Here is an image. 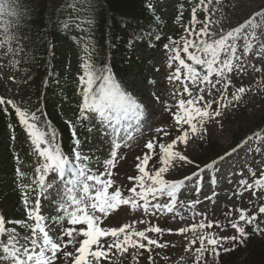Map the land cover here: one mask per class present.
<instances>
[{
  "label": "snow or ice",
  "instance_id": "snow-or-ice-1",
  "mask_svg": "<svg viewBox=\"0 0 264 264\" xmlns=\"http://www.w3.org/2000/svg\"><path fill=\"white\" fill-rule=\"evenodd\" d=\"M220 2L221 0H216L217 4ZM211 3L212 0H207V4L205 0H199V4L191 10V27L184 28L187 35L181 36L179 40L169 37V43L163 46L169 53L167 66L172 68L174 63L176 65L168 80L170 83L179 81L183 85L180 95L186 94L188 98L178 99L174 112L171 108H166L172 113L177 134L171 142L159 144V167L153 165L154 171L146 168L156 145L151 140L146 143L149 154L143 155L142 159L137 158L140 160L136 165L139 175L128 177L136 182V186L127 190L130 195L125 196L120 187L113 188L111 169L116 166L117 150L122 147V142L127 144L132 140V130L139 128L144 120V108L113 80L107 66L97 68L89 55L81 64L83 72L78 77L82 88L78 120L89 121L87 130L91 132V120L95 119L103 134L112 138L110 158L104 161L105 172L99 175L89 166L90 157L82 152L81 141L76 137L75 131V144L69 155L62 150L55 133H48L39 127L40 118L35 112L22 111L11 99L0 97V106H11L15 111L19 123L30 137L33 152L39 158L35 168L36 178L31 179L29 184L22 185L35 193V202L29 206L28 193L25 192L26 219L6 221L0 214V264H103L105 260H110L109 254L113 248L121 255L128 252L129 248L135 249L134 256L142 255L139 250L145 249L149 252V264H154L151 255L153 246L158 249L168 247L167 243H161L148 233H155L159 237L165 232L171 234L173 230L152 225L147 217H155L164 212L173 213L176 208L178 193L184 181L166 179L165 176L170 170L195 164L178 146L183 145L186 148L193 138L203 140L207 133L205 125L216 121L223 114L221 109H227L232 102H238L246 92L251 91L250 88L237 87L231 94V101L223 102L228 100L225 94L232 85L229 74L233 73L234 69L243 71L244 65L250 63L244 57L252 52L257 44L259 47L254 55L261 57L264 62V40H261L264 36V8L257 10L250 18L231 30L225 31L221 26L217 31L212 25L219 24L218 20L210 21L207 16L203 22L197 20V9L204 6L203 10L207 12V5ZM81 4L85 14L81 15L80 24L90 26L94 22V4L92 0H81ZM73 7L75 11L81 12L75 5ZM18 15L15 0H0V23H3L6 16ZM201 23L203 26L197 28V24ZM64 26L67 28V23ZM79 26L78 24L77 27ZM257 30H260L259 34ZM0 32L3 34L0 37V49H4L5 54L15 55L20 49L12 47L13 40H18V37L10 34V24H5ZM155 39L158 41L161 36L155 35ZM241 48L242 53L239 51ZM84 50L88 52L87 47ZM255 71L261 72L262 69L256 67ZM213 77L216 79L213 80ZM217 85L223 86L220 100H206L204 94L212 97L211 89H215ZM196 89L198 91L194 94ZM213 104H217V107L213 108ZM4 111L7 115V107H4ZM69 123L75 129V124ZM122 132L124 135H121ZM157 132L169 135L161 128H158ZM216 163L214 160L206 167H213ZM196 167L200 168L198 164ZM17 173L25 175L20 169H17ZM50 174L55 175L49 181ZM105 175L107 179L103 178ZM251 175L254 177L253 182L242 180L240 186L244 191L253 190L252 194L256 195V191L264 190V171L259 178H256V172ZM33 185L36 186L35 189L32 188ZM110 188L113 189L111 192ZM236 195H243V192ZM165 196L169 199L161 202V197ZM41 197L54 204L55 215L42 214ZM121 205H128L133 211L142 209L143 218L120 227H101L103 219ZM235 211L239 215L237 219L229 220L231 228L235 230V234L230 236H219L215 232L205 231L213 227L223 231L224 227L219 221L209 220L204 213H196L203 216L199 222L175 230L176 234L188 240L185 251L194 255V264H210L205 254L218 258L220 250L226 253L233 251L236 244L243 245L252 233L264 234V227H261L264 219H260L264 216V205L258 208L257 213L251 215L246 209L237 208ZM224 215L232 217L233 210L229 209ZM240 222H243V225ZM136 223L148 226L138 230L135 228ZM6 224L14 226L6 227ZM53 225L59 227V232ZM249 225L252 227V233L246 231V226ZM16 226L23 229L24 234H21ZM189 232L192 234L190 237L185 235ZM109 237L111 239H108ZM197 243L199 246L193 250L192 246ZM163 258L168 259L167 256ZM216 264H219L218 259Z\"/></svg>",
  "mask_w": 264,
  "mask_h": 264
},
{
  "label": "rangeland",
  "instance_id": "rangeland-1",
  "mask_svg": "<svg viewBox=\"0 0 264 264\" xmlns=\"http://www.w3.org/2000/svg\"><path fill=\"white\" fill-rule=\"evenodd\" d=\"M205 3L207 4V0H205ZM198 4L199 0H158L154 5V9L158 13H162L163 18L168 20L174 15L178 6L184 5L187 9L186 16L180 23L177 38L174 39L179 40L181 36L187 35L184 28L191 27V10ZM203 7L197 9V20L203 22L205 16L210 21L218 20L219 24L212 25V28L219 31V28L223 26L224 30L227 31L239 26L257 10L264 8V0H221L219 4L216 3V0H212V3L207 5V12L203 10ZM256 19L259 23V18ZM202 26V23L197 24V28ZM259 31L257 30L258 34ZM261 40H264V36L261 37ZM239 43L243 44L244 42L239 41ZM258 47L257 44L254 46L253 51L244 57L250 63L244 65L243 71L234 69L233 73L229 74L232 85L225 94L228 100L223 102L231 101V94L237 87L243 86L250 88L251 91L246 92L238 102H232L227 109H221L223 114L216 121L205 125L207 133L203 140L193 138L186 148L183 145L178 146L184 154L195 161V164L170 170L165 176L166 179L184 181L178 193L174 212L158 213L155 217H147L150 224L165 230H173L171 234L165 232L159 237L155 233H148L149 236L159 239L161 243L168 244L166 249H158L153 246L154 251L151 255L154 264H194V255L185 251L188 240L176 234L175 230L203 219V216L196 215V213H204L209 220L219 221L224 227L223 231L216 227L205 229V231L215 232L219 236H230L235 234V230L231 228L229 220L238 218L239 213L235 211L237 208L246 209L248 214L251 215L257 213L258 208L264 205V190L256 191V195H253V190L244 191L240 186L242 180L249 183L253 182L252 172H256V178H259L261 172L264 171V132L261 130L264 128V62H262L261 57L254 55ZM14 48L20 49L15 55L5 54L4 49H0V97L11 99L22 111L35 112L39 107V98L31 80L30 66L33 65V60L30 55L23 54L24 49L20 48L19 45ZM239 51L242 53L243 48ZM134 55L136 56V62H140V65L131 62L129 65L132 67V71L122 80L112 76L113 80L141 103L144 108V120L140 123L139 128L132 130L133 139L128 141L127 144L122 142V147L117 150L116 166L111 169L114 181L113 188L120 187L125 196L130 195L128 189L136 186V182L129 180L128 177L139 175L136 165L140 163V160L137 158L142 159L143 155L149 154V150L145 147L146 143L151 140L156 145L151 153L152 159L146 168V170L154 171L153 165L159 167L157 163L159 144L171 142L177 134L172 113L166 108H171L174 112L178 99L188 98L186 94L180 95L183 85L179 81L170 83L168 80L176 66L175 63L172 68L167 66L168 52H159L152 56L150 53L136 50ZM141 67H143L144 72L137 76V71ZM256 67H260L262 71L256 72ZM150 73L154 75L152 86L147 85L146 82L147 75ZM212 79L215 80L216 78L213 77ZM195 91H198V89L194 90V94ZM211 91L212 97L205 93V99L215 98L219 101L223 86L217 85ZM4 107L8 109L7 115ZM216 107L217 104H213V108ZM9 119L14 132L6 134L2 132L0 135V165L2 164L3 168L0 171V179H3L0 190H2L1 196L7 195L9 198L4 202L0 200V213L6 217L7 221H15L26 219V211L24 199L18 201L12 198V194L17 191V186L14 180L11 179L13 176L12 167H9L8 171L5 170V147L7 143H11V140H14L15 144H17V140H20L28 150L27 152L23 151L24 154L28 153L33 156V152L30 137L27 135L25 128L19 123L15 111L11 106H0V124L5 125V120ZM91 123L94 126L93 132L86 139V142L89 144V149H95L99 152L98 160L93 161L95 163L93 170L99 175L105 172L104 161L110 158L112 138L103 134L99 123L95 119L91 120ZM158 128L164 129L169 135L165 136L162 132L158 133ZM121 135H124V133L122 132ZM254 135H256V138H253ZM13 137L15 138L13 139ZM250 137L251 139H249ZM89 149L82 152L89 156ZM222 156L224 159L221 160L220 157ZM99 159H101V162ZM214 160L217 163L213 167H206V165L212 164ZM26 161L24 162L26 163ZM25 163L19 164L22 170ZM197 164L200 166L199 169L196 167ZM35 167L36 162L33 164L30 162L29 168L34 170ZM27 174L31 175L32 172L27 170ZM54 175L51 174L48 180H52ZM34 177L36 178V176ZM185 177H188V179H185ZM103 178L107 179V176L105 175ZM32 188L35 189L36 186L33 185ZM112 190V188L109 189L110 192ZM137 190L139 191V188ZM238 192H243V195H236ZM32 193L33 197L29 206L35 202V193L33 191ZM52 198L55 199L54 196ZM168 199L166 196L161 197V202ZM41 204L42 214L51 216L52 213H55L53 203H49L48 200L41 197ZM229 209L233 210L232 217L224 215ZM97 215L100 214L97 213ZM143 216L142 209L133 211L130 206L121 205L113 213H110L107 218L103 219L101 227H120L125 223L131 224L132 221H138ZM260 219H264V216H261ZM240 223L243 225V222ZM13 226L8 224V227ZM65 226H67L66 222ZM147 226L146 224L136 223L135 228L142 230ZM16 227L21 234H24L23 229ZM261 227H264V224ZM56 231L59 232V227H56ZM246 231L252 233V227L250 225L246 226ZM185 235L190 237L192 234L189 232ZM258 236L264 238V234L252 233L246 240L245 248H242L243 251L250 250L247 255L251 252L257 253V250L260 249V243H264V240H258ZM198 246V243L192 246L193 250ZM246 247L250 249H246ZM139 252L142 255L134 256L136 250L129 248L128 252L121 255L113 248L109 254L110 260H105L103 264H149V252L145 249H140ZM221 252L223 251L220 250ZM164 256H167L168 259L165 260ZM205 258L209 259L210 264H216L217 258L210 257L208 254H205Z\"/></svg>",
  "mask_w": 264,
  "mask_h": 264
},
{
  "label": "trees",
  "instance_id": "trees-1",
  "mask_svg": "<svg viewBox=\"0 0 264 264\" xmlns=\"http://www.w3.org/2000/svg\"><path fill=\"white\" fill-rule=\"evenodd\" d=\"M156 1L92 0L94 22L89 26L80 24L81 15L85 14L81 0H15L19 15L6 16L3 23H0V29L5 24H10V34L18 37V40H13L12 47L19 45L24 49V55L31 56V80L39 98L37 113L42 121L41 128L48 133H55L56 140L65 153L74 147V131L81 145L90 133L87 130L88 122L78 120L79 106L82 103V88L78 77L83 72V61L91 55L97 68L107 66L111 74L122 79L131 73V62L140 65L134 55L136 50L152 54L166 51L163 46L169 43V37L174 39L178 35V29L173 27L179 25L185 16L183 6L174 15L173 22L165 21L153 8ZM73 5L81 9V12L75 11ZM2 35L0 32V37ZM155 35H160L161 39L157 41ZM86 47L88 52L84 50ZM143 71V67L139 68L137 76ZM152 77L150 74L149 83H152ZM69 122L75 124V129ZM9 125L10 119L5 120V125L0 124V135L2 132H14ZM5 151V170L12 167L11 178L18 187L12 198L20 200L27 192L30 199V189H25L22 185L29 184L32 176H36V167L32 171L29 166L30 162H36L37 166V154H24L23 151L28 150L20 140H17V144L11 140ZM22 163H25L23 170L19 166ZM17 169L25 175H18ZM27 170L32 174L28 175ZM1 194L2 190L0 196ZM7 198V195L1 196L0 200L4 202ZM258 240L264 238L258 236ZM242 247L245 248V243L237 244L231 252H221L220 258H217L219 264H264L263 242L260 243L257 253L251 252L249 256L247 253L250 250L243 251Z\"/></svg>",
  "mask_w": 264,
  "mask_h": 264
}]
</instances>
